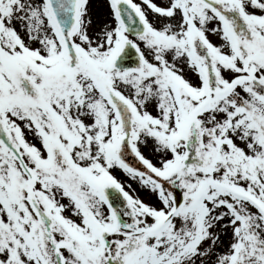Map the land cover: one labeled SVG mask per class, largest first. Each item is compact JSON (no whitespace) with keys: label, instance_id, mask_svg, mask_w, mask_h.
I'll return each mask as SVG.
<instances>
[{"label":"rangeland","instance_id":"1","mask_svg":"<svg viewBox=\"0 0 264 264\" xmlns=\"http://www.w3.org/2000/svg\"><path fill=\"white\" fill-rule=\"evenodd\" d=\"M93 1L67 41L38 0H0V264H264V0H131L135 38ZM123 40L143 63L116 73Z\"/></svg>","mask_w":264,"mask_h":264},{"label":"water","instance_id":"2","mask_svg":"<svg viewBox=\"0 0 264 264\" xmlns=\"http://www.w3.org/2000/svg\"><path fill=\"white\" fill-rule=\"evenodd\" d=\"M48 1L50 7L53 8L56 0ZM116 10L126 33L135 36L145 31L144 23L127 2L118 1L116 3ZM73 16L74 13L71 12L68 18H56V20L59 25H68L69 27L73 22ZM139 63L140 55L138 51L132 44H125L124 47L113 57L110 67L117 72L122 70L128 71L137 67ZM102 192L107 204L112 210L122 209L125 206L126 201L121 191L113 184L105 185L102 189Z\"/></svg>","mask_w":264,"mask_h":264},{"label":"flooded vegetation","instance_id":"3","mask_svg":"<svg viewBox=\"0 0 264 264\" xmlns=\"http://www.w3.org/2000/svg\"><path fill=\"white\" fill-rule=\"evenodd\" d=\"M38 1L40 3V6H41V9H42L43 14L49 17L50 16V13H49V11L47 9L45 0H38ZM61 1H65V0H61ZM80 1H82V0H77V5H78V3ZM83 2L85 3L83 9H84L85 14L88 16V18L91 17V19H94L95 16H98V12H99L98 9H99V7L96 5V3L93 0H86V1L84 0ZM76 14H77V9H76ZM108 16H109V18H108L109 21L106 22V24H107V26L109 28L115 22H113V18H112V16L110 14ZM86 26H88V25H86ZM88 28H89V30H87V32L85 31L84 36H83V33H81L82 31L79 32L76 35V42L78 41L79 44H81L83 46H88V45L92 46L94 44V43H90L88 41L89 39H87V36L89 38L92 37L91 31H92V29L95 28V26H93V21H91V24L89 25ZM56 32L59 33L57 29H56ZM93 34H94V32H93ZM99 35H100L99 32L96 34V37H95V35H93L94 36V39L92 41H95L96 43H98V41L100 40ZM29 95H30L29 96L30 98H36V97L39 98L38 90L36 91V89L34 88V86H33V91L31 93H29Z\"/></svg>","mask_w":264,"mask_h":264},{"label":"trees","instance_id":"4","mask_svg":"<svg viewBox=\"0 0 264 264\" xmlns=\"http://www.w3.org/2000/svg\"><path fill=\"white\" fill-rule=\"evenodd\" d=\"M120 155L122 156V159L131 167L147 174L150 173L149 169H147L144 165L140 164L138 160L130 153V149L127 143L121 146Z\"/></svg>","mask_w":264,"mask_h":264}]
</instances>
